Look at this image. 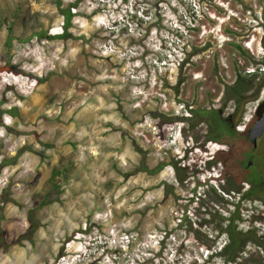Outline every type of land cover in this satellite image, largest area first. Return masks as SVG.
I'll return each mask as SVG.
<instances>
[{
    "label": "rangeland",
    "instance_id": "1",
    "mask_svg": "<svg viewBox=\"0 0 264 264\" xmlns=\"http://www.w3.org/2000/svg\"><path fill=\"white\" fill-rule=\"evenodd\" d=\"M56 1L0 0L1 109L17 112L0 114V206L17 201L0 210V264H222L205 209L229 205L198 185L222 146L180 117L222 109L236 69L264 75V0H61L78 3L66 39ZM142 153L164 168L140 171ZM54 169L61 193L30 235ZM243 206L264 233V203Z\"/></svg>",
    "mask_w": 264,
    "mask_h": 264
},
{
    "label": "trees",
    "instance_id": "2",
    "mask_svg": "<svg viewBox=\"0 0 264 264\" xmlns=\"http://www.w3.org/2000/svg\"><path fill=\"white\" fill-rule=\"evenodd\" d=\"M59 11L64 16L63 32L56 35L58 38H69L73 36L70 28L73 24V18L76 15L74 8H77L78 3L69 4L63 7L61 0L56 1ZM11 26L8 27L7 42L12 41ZM238 49L245 55L241 45H236ZM261 64H264L262 59ZM235 80L225 90V97L222 109L228 104L235 108L232 110L234 116V126H231L227 115L221 113L218 108H202L199 110L192 109V115L180 117L182 120H193V114L198 116L200 122H205L207 126L206 141L227 140L230 144V150L219 149L208 161L210 168L219 167L220 174L210 176L205 181H198L199 186H207L206 196L210 197L216 205L226 203L229 205L227 211L211 210L207 211L209 219L205 222L210 227L211 233H208L203 238L202 244L209 250L208 260L218 258L222 264H264V233L256 226L261 220L260 217L251 219L250 225L242 227V224L248 219L246 218L245 207L243 204L246 201H261L264 203V143H259L257 147L249 141L248 134L236 128L242 122V118L246 111V102L249 100V95L246 91L250 87L251 82L255 79L264 81V75H259L257 72L236 69ZM2 101H0V114L9 112L12 115H17L14 110L1 109ZM194 126V124H192ZM142 162L139 167L140 171H145L150 174L160 172L165 163H160L154 168H150L146 163L145 154L142 153ZM177 172V180L184 184L186 177L181 175L184 169L176 160L172 163ZM64 172L61 169H54L49 184L52 188H57L56 197L50 200H43L42 203L35 208L29 209L28 220L30 226L28 233L34 234L41 226V222L37 219V211L42 206L56 201L61 193V183L64 181ZM219 189L221 191H219ZM196 191V190H195ZM227 196H225V195ZM203 194L196 196L200 204L204 207L206 203L203 200ZM17 201L13 198L4 199L3 203ZM3 204V205H4ZM0 206V210L2 206ZM254 215H249V217ZM3 215L0 211V222ZM205 224V223H204ZM0 243L5 244V233L0 226Z\"/></svg>",
    "mask_w": 264,
    "mask_h": 264
},
{
    "label": "flooded vegetation",
    "instance_id": "3",
    "mask_svg": "<svg viewBox=\"0 0 264 264\" xmlns=\"http://www.w3.org/2000/svg\"><path fill=\"white\" fill-rule=\"evenodd\" d=\"M261 64V63H258ZM235 78L233 79L232 82L225 84L224 86V94H225V90L227 89V87L231 84H233ZM264 81L258 79H255L251 82L250 87L247 89L246 93L247 95H249V100L246 102V108L248 107L249 104L254 105V108L250 109V113L249 115L246 117V113L247 110L244 113V116L242 118V122L239 123L236 128L239 130H242L244 132H246L248 134V138L249 141L254 145V142H252L251 138H250V132L251 129L253 128V126L264 117ZM235 107L232 106L231 108H229V104L225 107V109H229L228 112H225L224 109H221V113L227 115L229 122H231V126H234V116L232 110ZM197 111V110H196ZM196 118L198 119V116H196V114H193V120H196ZM205 124V122H203ZM206 125V124H205ZM206 131H207V126H206ZM208 142H212V143H216L222 146L221 149H225V150H230V144L227 140H213L210 139L208 140ZM259 143H264V133L262 136L258 137L257 139V145L254 147H257Z\"/></svg>",
    "mask_w": 264,
    "mask_h": 264
},
{
    "label": "water",
    "instance_id": "4",
    "mask_svg": "<svg viewBox=\"0 0 264 264\" xmlns=\"http://www.w3.org/2000/svg\"><path fill=\"white\" fill-rule=\"evenodd\" d=\"M264 133V117L260 119L251 129L250 132V138L252 142H254V145H257V139L258 137L262 136Z\"/></svg>",
    "mask_w": 264,
    "mask_h": 264
},
{
    "label": "bare ground",
    "instance_id": "5",
    "mask_svg": "<svg viewBox=\"0 0 264 264\" xmlns=\"http://www.w3.org/2000/svg\"><path fill=\"white\" fill-rule=\"evenodd\" d=\"M39 100V99H38ZM34 102H36V101H34Z\"/></svg>",
    "mask_w": 264,
    "mask_h": 264
}]
</instances>
